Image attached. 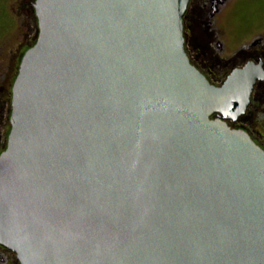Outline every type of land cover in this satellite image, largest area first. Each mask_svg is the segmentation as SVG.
I'll return each instance as SVG.
<instances>
[{
  "label": "water",
  "instance_id": "1",
  "mask_svg": "<svg viewBox=\"0 0 264 264\" xmlns=\"http://www.w3.org/2000/svg\"><path fill=\"white\" fill-rule=\"evenodd\" d=\"M191 0H35L12 87L0 243L21 264H264L262 63L214 84Z\"/></svg>",
  "mask_w": 264,
  "mask_h": 264
},
{
  "label": "rangeland",
  "instance_id": "2",
  "mask_svg": "<svg viewBox=\"0 0 264 264\" xmlns=\"http://www.w3.org/2000/svg\"><path fill=\"white\" fill-rule=\"evenodd\" d=\"M34 2L0 0V78L5 74L10 102L22 56L37 38L38 20ZM191 21H186V49L197 61L199 58L209 61L210 54L202 50L208 35L200 27H193ZM216 25L210 37L221 43L222 50L217 49L220 54L215 57V62L222 60L223 68L229 69L246 56L236 53L243 44L250 43L256 36L264 37V0H232L224 13L218 16ZM10 128L9 125L8 132Z\"/></svg>",
  "mask_w": 264,
  "mask_h": 264
},
{
  "label": "flooded vegetation",
  "instance_id": "3",
  "mask_svg": "<svg viewBox=\"0 0 264 264\" xmlns=\"http://www.w3.org/2000/svg\"><path fill=\"white\" fill-rule=\"evenodd\" d=\"M232 0H191L184 17V26H188L187 19L196 27H200L203 33L208 35L205 42V50L209 61L199 58L194 59L190 53L191 60L195 65L205 73L209 80L214 84L224 82L228 74L238 66L244 65L246 62L253 60L262 63L264 67V37L256 36L250 43L243 44L236 53L246 55L244 59L237 62L234 66L227 69L223 68L222 60L215 62V57L222 50L221 43L213 41L210 37L212 30L217 28L218 16L224 13ZM190 26V27H192ZM194 27V26H193ZM214 58V59H213ZM227 64V63H225ZM212 76L215 78L213 79ZM13 87V86H12ZM8 87L6 86V76L3 74L0 78V153L5 149L8 140V127L10 124L9 112L12 109L11 102L8 97ZM228 123L234 128H242L246 130L250 136L264 149V80H258L254 86L251 96V102L246 113L239 118L238 121L228 120ZM0 264H21L15 251L0 243Z\"/></svg>",
  "mask_w": 264,
  "mask_h": 264
},
{
  "label": "trees",
  "instance_id": "4",
  "mask_svg": "<svg viewBox=\"0 0 264 264\" xmlns=\"http://www.w3.org/2000/svg\"><path fill=\"white\" fill-rule=\"evenodd\" d=\"M37 31L39 32V29H38V27H37ZM38 32L36 33V37L38 36ZM37 39V38H36ZM188 52V51H187ZM189 54V53H188ZM194 64H195V62L193 61V60H191Z\"/></svg>",
  "mask_w": 264,
  "mask_h": 264
}]
</instances>
